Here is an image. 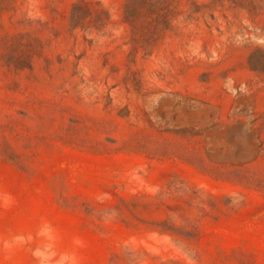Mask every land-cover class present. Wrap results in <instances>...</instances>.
<instances>
[{
    "label": "rangeland",
    "instance_id": "rangeland-1",
    "mask_svg": "<svg viewBox=\"0 0 264 264\" xmlns=\"http://www.w3.org/2000/svg\"><path fill=\"white\" fill-rule=\"evenodd\" d=\"M0 0V264H264V0Z\"/></svg>",
    "mask_w": 264,
    "mask_h": 264
},
{
    "label": "trees",
    "instance_id": "trees-1",
    "mask_svg": "<svg viewBox=\"0 0 264 264\" xmlns=\"http://www.w3.org/2000/svg\"><path fill=\"white\" fill-rule=\"evenodd\" d=\"M139 5L140 4H139L138 0H128V3L126 5V13H127L128 18H131L134 15L136 18H138L140 16L142 9L138 8Z\"/></svg>",
    "mask_w": 264,
    "mask_h": 264
}]
</instances>
